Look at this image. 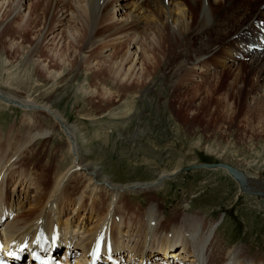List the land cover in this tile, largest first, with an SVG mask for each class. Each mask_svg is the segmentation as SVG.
Wrapping results in <instances>:
<instances>
[{"label": "bare ground", "instance_id": "1", "mask_svg": "<svg viewBox=\"0 0 264 264\" xmlns=\"http://www.w3.org/2000/svg\"><path fill=\"white\" fill-rule=\"evenodd\" d=\"M11 4L17 6L15 12ZM37 6L43 7L44 13L29 21L32 43L26 57L39 70L44 69L47 78L55 79L58 72L53 66L55 58H51L54 55L50 59L43 55L45 44L59 47L78 41L76 37L83 33L76 67L86 74L93 70V80L105 82L102 74L109 69L114 85L139 84V78L151 71L146 56L154 49L161 60L175 54L184 58L185 68L196 72L189 79L195 84L225 68L234 70V80L240 78L244 67L256 72L255 86L248 84L246 99L251 100L252 109L264 108V0H0V40L16 35L17 42L9 39L22 46L28 29H23L18 19L25 20L30 14L26 10ZM123 44L127 45L125 54L118 51ZM8 75L0 85L4 89H0V109L14 106L23 111L19 128L16 123L6 130L0 125L1 226L15 232L11 239L35 242L36 236H50L56 230L63 252L76 257L102 240L110 243V259L116 257L127 264H264V257L244 244L228 246L231 241L221 233L225 217L211 218L195 209L193 202L200 196L183 197L167 211V205L164 208L150 195H157L179 170L163 172L151 183L112 181L87 157L90 153H83L78 127L69 125L50 102L20 95L15 74ZM167 75L162 71L159 80ZM120 113L110 112L109 116ZM48 119L66 135L63 146L50 148L55 133ZM227 167L248 190H257L256 196L264 194V180ZM228 168L223 167L229 173ZM113 190L114 195L106 200ZM144 195L150 207L138 208L129 200ZM113 209L116 220L112 221L109 214ZM84 263L85 257L76 260V264Z\"/></svg>", "mask_w": 264, "mask_h": 264}, {"label": "rangeland", "instance_id": "2", "mask_svg": "<svg viewBox=\"0 0 264 264\" xmlns=\"http://www.w3.org/2000/svg\"><path fill=\"white\" fill-rule=\"evenodd\" d=\"M9 7L13 12L17 9L13 4ZM42 10L43 7H33L26 10L30 14L25 20L18 19L21 27L28 29H25L27 36L23 37L28 42L22 38L24 47L13 45V41L18 40L14 34L16 38L9 36L13 41L9 37L0 40L3 58L0 85L8 79V74H15L13 80L19 84L20 95L50 102L69 125L78 127L83 153H90L87 157L114 182L151 183L163 172L179 170L157 195H150L157 197L164 208L167 205V211L175 208L183 197L200 196L198 202H193L195 209L206 212L211 218L225 217L221 233L231 241L228 246L242 243L250 252L264 257V194L253 196L241 191L236 179L223 168H195L223 163L247 176L264 180V108L252 109L251 100L246 99L248 84L254 88L257 73L244 67L240 78L234 80V70L224 67L216 76L195 84L189 79L196 72L185 68L184 58L175 54L161 60L157 51L149 49L151 55L146 56V60L151 71L148 76L144 74L139 78V84L133 81L130 86H116L109 78L112 75L109 69L103 71L105 82L101 83L92 79L93 70L86 74L83 68L76 67V53L84 40L80 33L76 37L78 41L59 47L45 44L43 55L49 59L54 55L51 58H55V62H50L58 72L55 79L47 78L46 71L39 70L36 63L26 57L32 43L29 21L33 15L44 13ZM122 46L118 51L125 54L127 45ZM188 57L191 58V54ZM16 63L19 64L16 66ZM164 70L168 75L165 81H160L159 74ZM106 90L111 91L112 96ZM22 112L14 106L0 109V125L6 130L16 123L15 127L19 128ZM110 112H121L123 116L110 117ZM47 122L55 133L50 148L63 146L66 135L52 120ZM114 193V190L109 193L106 200ZM145 196H132L129 200L138 208L141 205L144 208L149 206ZM114 209L109 214L112 221L116 220Z\"/></svg>", "mask_w": 264, "mask_h": 264}, {"label": "water", "instance_id": "3", "mask_svg": "<svg viewBox=\"0 0 264 264\" xmlns=\"http://www.w3.org/2000/svg\"><path fill=\"white\" fill-rule=\"evenodd\" d=\"M228 168L226 164H223V163H219V164H202V165H199V166H196V169H200V168ZM193 168V167H192ZM192 168H187V170H192ZM228 171L229 173L238 181L239 185L241 186V190L244 191V192H247V193H251L253 195H257L256 193L252 192L251 190H248V187H245L244 185V181L241 180L238 175L231 169L228 168Z\"/></svg>", "mask_w": 264, "mask_h": 264}]
</instances>
